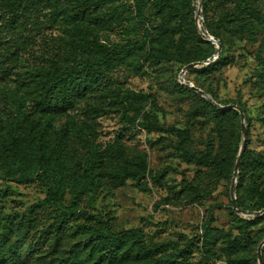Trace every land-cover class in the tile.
Here are the masks:
<instances>
[{
	"label": "trees",
	"instance_id": "trees-1",
	"mask_svg": "<svg viewBox=\"0 0 264 264\" xmlns=\"http://www.w3.org/2000/svg\"><path fill=\"white\" fill-rule=\"evenodd\" d=\"M123 0H78L80 4L75 11H69L67 17L81 19L90 17L110 2ZM132 1V2H131ZM136 8L135 18L143 19L148 7H152L156 15L162 18L160 26L146 27L144 34L136 40L124 43L102 44L91 47L89 39L81 38L73 45L75 56L64 55L62 60L52 58L48 67L32 75V80L42 83L40 90H35L33 83L24 80L25 87L15 92H4L5 105L11 108L3 113L0 107V165L6 174L14 176L17 181L29 182L39 179L48 188L45 199L34 204L30 214L20 217L16 223L10 217L0 216V264H19L23 250L29 248L34 258L41 252V257L56 255L67 245L70 249L57 264H159L150 261L152 255L159 253L160 246L147 242L144 231L139 227L113 231L100 212L79 209L81 193L94 183L99 175V167L91 159L77 170L65 171L66 145L70 138V121H74L71 111L81 102L96 98L102 111L118 105L127 104L131 110L138 113L145 110L144 101L152 95L138 93L132 89H124L111 82L112 76L135 60V68L143 64L159 65L177 62L180 67L192 62H205L217 53V45L197 30L195 6L193 0H131ZM202 0L204 21L209 33L222 45V50L216 60L204 64L201 68L191 67L189 73H199L206 78L221 74L223 69L237 60V53L246 49L243 42L254 46L259 39L256 30L261 27L259 6L254 0ZM61 1L59 0H0V32L1 38L11 40L12 34L17 35L19 27L35 18L37 24L41 17L49 16L55 20L54 13ZM55 4V6H54ZM127 6V5H126ZM51 8V11L45 9ZM51 12V14L49 13ZM66 12V9L65 11ZM1 25L4 31L1 30ZM169 32L180 34L174 40ZM9 38V39H8ZM14 38V37H13ZM9 42H7L8 44ZM150 46L149 52L137 56L143 49ZM264 42L250 50L255 59L264 69ZM17 56L11 59L16 61ZM134 68V67H133ZM1 67L0 72L4 73ZM194 86L209 93L215 100L221 102L212 84L195 79ZM33 81V82H34ZM27 82V83H26ZM178 91L188 93L196 105L190 111V116L204 115L210 119L217 131L221 133L217 148L214 141L209 142L205 149L193 147L191 132L178 128L177 149L183 158L207 168L210 183H218L221 179L231 182L236 161L239 158L242 143V123L240 113L236 109H219L211 100L201 96L193 86L175 82ZM153 102L156 103L155 97ZM236 104L243 108L248 129V140L240 163L237 176V192L235 197L243 210L264 209V151L250 148V124L252 116L246 111V105L241 101ZM15 106V109L12 108ZM66 116L68 124L60 126L55 131V119ZM145 120L138 121V114L126 115L123 121L126 126L137 125L147 130L164 129L160 126L157 115L150 111L144 113ZM113 166H109L107 177L114 187L123 185L131 177H144L147 172L145 160L138 162L137 167H130L121 160V153L114 148L108 149ZM93 153L91 152V155ZM118 155V156H117ZM93 156V155H92ZM84 166V167H83ZM64 170V171H63ZM70 189L73 194L71 204L63 200V190ZM186 189L196 196H205L207 190L199 185L186 183ZM232 203V202H231ZM50 207L53 214L45 213ZM44 214L43 216H40ZM235 222L240 229L239 236L230 240L225 253L233 254L240 248L251 246L252 240L248 230L264 218L258 216L253 220L244 218L233 211ZM82 215L89 224L85 237L77 243H70L68 237L71 227L66 222ZM54 218L56 223L48 222ZM41 223V224H40ZM212 220L203 226V243L206 251L213 259L215 251L207 250L209 240L215 237L211 228ZM24 225L26 228L23 229ZM41 225V229H38ZM16 228L21 229L18 233ZM264 253V245L262 248ZM257 259V255H254ZM218 259L214 258L213 263ZM24 263V262H23ZM21 263V264H23Z\"/></svg>",
	"mask_w": 264,
	"mask_h": 264
},
{
	"label": "rangeland",
	"instance_id": "rangeland-1",
	"mask_svg": "<svg viewBox=\"0 0 264 264\" xmlns=\"http://www.w3.org/2000/svg\"><path fill=\"white\" fill-rule=\"evenodd\" d=\"M59 1L61 7L57 9L59 13H54L53 22L48 15L41 17L38 24L39 20L32 18L19 27L17 35L9 36L11 40H7L8 44L3 41L7 35L1 38L0 32V69L5 68L4 73L0 72L1 91L23 92L24 80L33 83L35 90H40L42 83L32 80V75L46 69L52 58L62 60L65 54L73 58L75 54L72 47L81 38L89 39V45L94 48L102 44L124 43L141 37L146 27L160 26L165 22L156 15L152 7L147 8L143 19L135 18L136 8L132 4H127L131 0H123L106 4L90 17L82 18L81 25L77 26V19L73 20L66 15L69 11L77 10L80 5L78 0ZM199 1L202 5V0H193L195 18ZM228 2L232 4V0ZM254 2L259 6L261 14V27L256 30V37L259 40L254 46L248 42L241 43L246 49L239 50L237 60L226 66L221 74L206 78L199 73L190 74V68L183 73L186 65L180 67L175 61L165 63L164 67L145 63L135 68L132 65L135 64V60L131 58L125 68L112 76L111 82L124 89L152 95V98L144 101L146 105L144 111L138 113L127 108L129 107L127 104L101 111L96 98L81 102L71 111L74 121H70V138L64 144L67 161L65 171L77 170L79 164L83 165L89 159L99 167L98 178L81 193L79 209L92 213L100 212L113 231L141 228L148 243L160 246L159 253L149 259L153 263L264 264L263 251L262 261L258 257V247L264 240V218L246 233L252 240L250 247L240 248L233 254L225 253L228 242L240 233L233 211L249 220L263 216L264 212L250 214L238 211L231 199L233 177L231 182L221 179L218 183H210L207 168L186 161L182 152L177 149L179 136L176 130L188 129L195 149L203 150L213 141L215 148L219 145L221 133L217 131L214 123L204 115L190 116L189 113L196 103L188 93L178 91L175 86L177 80L184 85L192 86L197 78L207 85L212 84L211 87L215 89L221 102L215 100L209 93L208 97L198 93L211 100L219 109H236L240 113L239 109L226 106L237 105L238 101L246 105L247 113L253 118L250 124V148L264 151V69L254 54H250V50L256 49L260 41L264 42V0ZM45 11H51V8ZM202 16L197 22V30L201 34L209 33L204 21L203 5ZM1 30L4 31L2 25ZM169 34L174 40L180 37L178 33ZM205 37L210 40L207 35ZM149 49L150 46L147 45L138 54L137 60L141 54H147ZM14 55L17 59L11 62ZM209 59L193 67L201 68L211 62ZM5 94H1L0 100L3 113H7L11 108L10 104L4 103ZM153 97L156 103L153 102ZM12 108L15 109V106ZM146 111L157 115L159 124L164 129L147 130L139 125L129 127L123 121L124 116L136 114L138 121H143ZM240 120L242 123L241 115ZM63 124H68L66 116L55 119L54 130L59 131ZM248 134L247 129V140ZM112 148L120 151L121 160L130 167H137L138 162L145 160L146 175L131 177L123 185L114 187L113 182L107 177L109 166H113V163L112 158L106 154L107 150ZM240 149L242 150V143ZM237 162L238 159L235 169ZM188 182L199 185L201 189L207 190L208 194L194 195L192 191L186 189ZM236 192L237 181L235 195ZM47 193V186L39 179L29 182L17 181L14 176L6 174L0 165V216L10 217L17 223L20 217L29 215L33 205L45 199ZM73 199L70 189L63 190L65 203L71 204ZM45 213L53 214V210L48 207ZM49 220L48 222L56 223L54 218ZM209 220H212L211 228L215 237L209 240L207 250L210 249L211 253L215 251L216 254L212 256L218 259L216 263L212 262L214 258H211L203 243L205 233L203 226ZM66 225L71 227V234L68 237L71 244L83 239L86 235L84 231L89 226L82 215L71 217ZM41 228L40 225L38 229ZM20 230L16 228L15 232L18 233ZM69 249L70 245H67L63 251L46 257H41L39 250L34 258L30 255L29 248H25L20 262L57 264ZM254 255H257V259H254Z\"/></svg>",
	"mask_w": 264,
	"mask_h": 264
},
{
	"label": "water",
	"instance_id": "water-1",
	"mask_svg": "<svg viewBox=\"0 0 264 264\" xmlns=\"http://www.w3.org/2000/svg\"><path fill=\"white\" fill-rule=\"evenodd\" d=\"M202 5H201V1H199V5L197 7V10H196V19H197V22L200 21V19L202 18ZM204 27H205V24H203ZM205 35H207V37L212 40L218 47L217 49V53L209 59V61H213L215 60L219 53L221 52L222 50V45L211 35L209 34L208 32H203ZM202 62H192L190 64H188L184 70H183V73L193 67V66H196L198 64H201ZM192 86L195 88V90L205 96H209L207 94V92H205L204 90H202L201 88L199 87H196L192 84ZM227 108H237L239 109L240 111V115H241V119H242V150H241V153L239 155V158H238V162H237V166H236V169H235V172H234V176H233V180H232V188H231V199H232V202H233V205L237 208L238 211H241V212H247V213H252V214H259V213H263L264 212V209L260 210V211H257V212H250V211H245L243 210L239 204L237 203V200H236V197H235V186H236V181H237V176H238V173H239V168H240V163H241V160H242V156H243V153H244V150L246 148V143H247V125H246V118H245V113H244V110L242 107L238 106V105H234V104H230V105H227L226 106ZM264 245V240L260 243L259 247H258V257H259V260L262 261L263 259V255H262V247Z\"/></svg>",
	"mask_w": 264,
	"mask_h": 264
}]
</instances>
